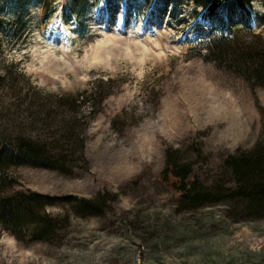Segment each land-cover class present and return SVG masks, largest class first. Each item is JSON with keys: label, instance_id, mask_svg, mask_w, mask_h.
<instances>
[{"label": "rangeland", "instance_id": "1", "mask_svg": "<svg viewBox=\"0 0 264 264\" xmlns=\"http://www.w3.org/2000/svg\"><path fill=\"white\" fill-rule=\"evenodd\" d=\"M42 1L8 0L0 12V131L61 138L38 113L47 103L83 133L84 158L67 174L25 165L6 174L12 190L104 196L108 207L77 216L70 204L48 206L62 222L54 242L19 241L0 225V264H264V216L233 218L227 201L188 208L160 174L167 145L204 184L220 175L229 184L225 154L264 150V84L205 49L215 31H232L236 2L210 13L192 0L142 12L140 0H94L71 21V0H52L47 19ZM251 10L250 29L264 37V0ZM92 85L85 103L60 99Z\"/></svg>", "mask_w": 264, "mask_h": 264}, {"label": "trees", "instance_id": "2", "mask_svg": "<svg viewBox=\"0 0 264 264\" xmlns=\"http://www.w3.org/2000/svg\"><path fill=\"white\" fill-rule=\"evenodd\" d=\"M7 1L0 0V12ZM192 1L195 7L201 6L204 11L213 13L228 0ZM233 1L242 12L240 18L244 21L240 23L234 13L235 16H231L232 31L228 32L224 28L215 31V34L206 40V53L218 66L243 77L247 82L263 85L264 37L261 33H252L250 29L249 20L253 15L251 0ZM151 2L157 0H140L135 6L142 12V7L143 10H147ZM48 3L47 9L45 4ZM92 3L94 0H85L83 7L81 0H71L69 6L64 9L68 20L72 21L73 17L82 16L87 8L90 9ZM43 4L42 16L47 19L56 11V6L52 4V0H43L41 5ZM0 33H5L1 20ZM95 93L96 86L92 85L88 94L71 95V101L64 97L60 99L68 101L64 102L68 105L80 104L88 101ZM87 106L91 107V103L87 102ZM38 113L44 116L41 120L52 119L49 126L55 127L54 132H61V138L41 141L21 134H12L11 131H0V225L19 241L54 242L59 238L58 231L62 222L47 210L48 206L67 203L75 215L88 216L104 213L108 204L104 196L85 198L74 195H50L33 190H12L10 178L6 174L10 167L25 165L67 174L74 169L73 163L79 157L84 158L85 138L83 133L76 131L72 119L65 116L57 118L58 112L51 111L47 103L40 104ZM74 145H77L78 150ZM222 166L230 175L229 184L221 175L210 184H204L193 174L191 165L181 162L179 150L167 145L165 166L160 174L165 181L172 182L171 187L176 189L179 199L188 208L227 201L232 204L235 211L239 209V212L231 214L233 218L263 217L264 150L255 145L248 150L227 153L223 156ZM10 188L11 190H7Z\"/></svg>", "mask_w": 264, "mask_h": 264}, {"label": "bare ground", "instance_id": "3", "mask_svg": "<svg viewBox=\"0 0 264 264\" xmlns=\"http://www.w3.org/2000/svg\"><path fill=\"white\" fill-rule=\"evenodd\" d=\"M234 13L237 15V17H240V14L242 13L241 11L238 12V11H234Z\"/></svg>", "mask_w": 264, "mask_h": 264}]
</instances>
